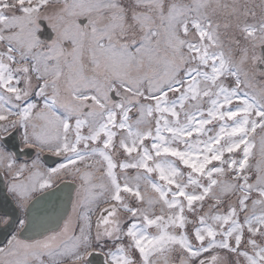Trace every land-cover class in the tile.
Wrapping results in <instances>:
<instances>
[{
  "label": "snow or ice",
  "instance_id": "snow-or-ice-1",
  "mask_svg": "<svg viewBox=\"0 0 264 264\" xmlns=\"http://www.w3.org/2000/svg\"><path fill=\"white\" fill-rule=\"evenodd\" d=\"M0 264H264V0H0Z\"/></svg>",
  "mask_w": 264,
  "mask_h": 264
}]
</instances>
